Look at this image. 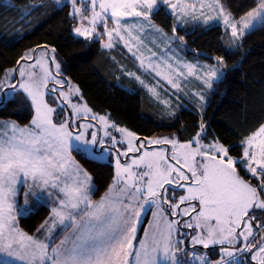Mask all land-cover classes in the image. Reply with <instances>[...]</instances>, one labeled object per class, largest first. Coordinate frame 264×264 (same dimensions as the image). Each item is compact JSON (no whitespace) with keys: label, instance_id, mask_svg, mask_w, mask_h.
Returning a JSON list of instances; mask_svg holds the SVG:
<instances>
[{"label":"snow or ice","instance_id":"obj_1","mask_svg":"<svg viewBox=\"0 0 264 264\" xmlns=\"http://www.w3.org/2000/svg\"><path fill=\"white\" fill-rule=\"evenodd\" d=\"M68 5L75 23L67 37L82 54L97 42L102 53L123 46L128 62L104 56L117 86L147 90L173 123L183 96L199 119L186 139L117 124L89 106L56 42L34 44L0 66V264H264V94L253 122L246 105L233 114L228 131L238 139L210 130L205 119L210 93L240 71L246 37L264 27V0L239 15L227 0H55ZM37 9L52 14L44 0H30L16 6L17 22L31 25L24 17ZM160 12L168 27L154 19ZM219 25L218 48L189 47V26ZM19 31H0V41L11 44ZM94 163H107L110 174L98 175ZM47 198L52 206L35 231L20 228L18 216Z\"/></svg>","mask_w":264,"mask_h":264},{"label":"trees","instance_id":"obj_2","mask_svg":"<svg viewBox=\"0 0 264 264\" xmlns=\"http://www.w3.org/2000/svg\"><path fill=\"white\" fill-rule=\"evenodd\" d=\"M29 2L30 0H0V31L21 30L17 35L22 37L13 40L9 45L0 41V66L8 67L14 64L19 53L27 47L44 41L56 42L59 45L60 55L70 65L66 70V75H70L75 82L79 83L85 99L94 111L110 113V118L117 124L126 126L141 135H166L169 132H177L182 138H187V134L192 131L193 123L199 119L190 110L192 106L189 105L188 108L179 111L178 118L173 123L162 110L160 103L147 90L133 84L132 87L136 91L131 93L116 85L118 73L110 71L113 65L105 60L104 56L115 55L122 62H128L123 59L125 50L122 45L111 53H102L97 42L82 54L80 52L82 46L67 37L69 29L75 23L65 15L70 5L57 8L55 0H44L52 9V14L41 17L39 14L44 10L37 9L31 17H24L25 21L31 20V25L17 22L19 12L16 6ZM227 4L233 8L236 15H239L247 10V7L252 6L253 0H227ZM236 5H241V7L237 10ZM154 19L165 27L170 25V17H166L163 12L157 14ZM222 32L220 25L208 31L196 27L188 32L186 40L192 49H215L219 47L218 38ZM180 34L184 35L185 32L181 30ZM244 43L245 47L250 50L240 71L230 73L225 82L216 86L215 92L210 93V102L205 115V119L210 121V130H215L219 135L228 134L230 139H238L235 134L228 131V125L234 119V113L241 112L246 105L249 109L246 113L249 123L262 114L260 107L261 96L264 94V27L252 31ZM72 54H75V58H72ZM232 59H239V55L229 57L230 64ZM120 83L129 85L131 82L126 78H121ZM13 107L14 104L10 102L8 109ZM9 115L21 124L26 123L28 119L19 114L9 113ZM240 118L243 119V115ZM182 126H184V132L180 133ZM88 166L98 175L106 176L111 172L107 163H94ZM103 191L104 186L102 185L93 198H98ZM49 210L47 205L42 204L34 211L18 216L19 227L28 233H33ZM146 222L147 220L144 221L145 224ZM139 231L141 234L143 228ZM216 257L212 255L211 258Z\"/></svg>","mask_w":264,"mask_h":264},{"label":"rangeland","instance_id":"obj_3","mask_svg":"<svg viewBox=\"0 0 264 264\" xmlns=\"http://www.w3.org/2000/svg\"><path fill=\"white\" fill-rule=\"evenodd\" d=\"M62 2H64V0H62ZM221 26V28L223 29V26L222 25H220ZM102 27V26H101ZM189 28H190V30L189 31H192L191 30V28H192V26H189ZM196 28V27H195ZM194 28V29H195ZM185 55H187L188 57H191V55H192V53L191 52H187V53H185ZM121 84V83H120ZM150 94V93H149ZM151 95V94H150ZM168 95V93H166V92H164V93H162V98H165L166 96ZM155 99V98H154ZM156 100V99H155ZM181 101H182V103L186 106L185 108H188L189 107V105L190 106H192L191 105V103L189 102V100H187V99H185L183 96H181ZM161 105V108H162V110L164 111V113L166 114V112H165V109H164V106L162 105V104H160ZM173 106H175V101H173ZM96 112V111H95ZM99 113V112H98ZM102 114H104V113H102ZM19 193H20V196H19V203L20 204H23V201H24V196H23V193H24V188H23V186H21L20 188H19ZM45 196H47V194L45 193ZM29 201L30 202H32V198L31 197H29ZM42 204H45V205H47L49 208L52 206V199L51 198H47V200L46 201H42V202H40L39 204H33V210L32 211H34L38 206H40V205H42ZM24 215H26V214H24ZM149 215H151V213H149ZM147 223V222H146ZM141 235H143V231H142V233H141ZM200 247H203V246H199V248ZM201 250V249H200ZM215 256H216V254H215V250H213V252H212ZM217 258V257H216ZM216 258H214V259H216Z\"/></svg>","mask_w":264,"mask_h":264},{"label":"flooded vegetation","instance_id":"obj_4","mask_svg":"<svg viewBox=\"0 0 264 264\" xmlns=\"http://www.w3.org/2000/svg\"><path fill=\"white\" fill-rule=\"evenodd\" d=\"M200 249H201V251H203V247H200ZM212 255H214V254L212 253ZM212 255H211V257H212Z\"/></svg>","mask_w":264,"mask_h":264}]
</instances>
